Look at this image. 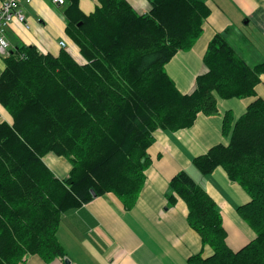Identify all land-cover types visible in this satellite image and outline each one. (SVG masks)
I'll return each mask as SVG.
<instances>
[{
    "label": "trees",
    "instance_id": "obj_1",
    "mask_svg": "<svg viewBox=\"0 0 264 264\" xmlns=\"http://www.w3.org/2000/svg\"><path fill=\"white\" fill-rule=\"evenodd\" d=\"M67 34L83 64L22 45L4 59L0 104V264H21L28 255L45 262L65 256L57 237L63 214L111 195L132 209L151 167L148 150L157 130L191 128L200 113H218L217 99L256 95L264 62L248 65L222 34L210 42L191 94L179 92L165 67L190 51L211 15L206 0H149L147 14L126 0H100L89 16L71 0ZM67 159L72 169L57 178L44 158ZM204 177L223 167L251 201L238 208L255 239L234 252L227 245L221 211L187 172L166 194L188 208L187 222L213 255L189 264H264V99L252 102L230 136L192 160Z\"/></svg>",
    "mask_w": 264,
    "mask_h": 264
},
{
    "label": "crops",
    "instance_id": "obj_2",
    "mask_svg": "<svg viewBox=\"0 0 264 264\" xmlns=\"http://www.w3.org/2000/svg\"><path fill=\"white\" fill-rule=\"evenodd\" d=\"M7 0H0V8ZM143 15L149 13V0H126ZM211 15L204 24L203 34L190 51H181L166 65L165 70L179 92L191 94L198 76L205 74L203 58L213 38L222 34L250 66L264 62V0H206ZM71 0L59 5L54 0H32L23 3V13L29 29L14 22L7 31L10 52L22 45L35 46L44 54L59 56L64 50L83 64L80 49L67 34L68 10ZM100 6V0H79L78 7L86 16ZM251 28V31L247 30ZM65 42V48L60 46ZM264 53V47H263ZM253 59H257L254 61ZM0 57V75L4 71ZM264 77L256 87L254 97L223 100L218 97V113H200L191 128L177 132L157 130L149 148L151 167L146 182L132 209H125L113 196L94 197L81 208L63 214L57 237L65 256L45 262L37 255H28L21 264H189L190 257L213 255L202 243L200 235L187 222L188 208L178 199L169 206L166 194L171 180L187 172L218 205L227 232V245L237 252L255 239V233L238 213V208L251 201L247 192L231 181L223 167L204 177L192 160L205 155L217 145H229L234 125L249 105L258 98ZM2 121L12 123V117L0 104ZM47 157H49L47 159ZM47 167L59 178L67 177L71 163L49 154L44 158Z\"/></svg>",
    "mask_w": 264,
    "mask_h": 264
},
{
    "label": "built area",
    "instance_id": "obj_3",
    "mask_svg": "<svg viewBox=\"0 0 264 264\" xmlns=\"http://www.w3.org/2000/svg\"><path fill=\"white\" fill-rule=\"evenodd\" d=\"M54 2L64 5L66 0H54ZM23 3L31 4L32 0H7L0 8V57L2 58H6L10 53V43L6 35L12 24L18 22L26 29L30 28L23 13ZM60 46L65 48L66 43L61 42Z\"/></svg>",
    "mask_w": 264,
    "mask_h": 264
},
{
    "label": "rangeland",
    "instance_id": "obj_4",
    "mask_svg": "<svg viewBox=\"0 0 264 264\" xmlns=\"http://www.w3.org/2000/svg\"><path fill=\"white\" fill-rule=\"evenodd\" d=\"M247 30L248 31H251V28L250 27H247ZM262 37L264 38V32L262 33ZM263 47H264V45H262L261 46V51H262V56H264V53H263ZM254 61H257V59H253ZM260 87H262V86H260ZM261 92L263 93V96H264V87H262V90H261ZM53 155V154H52ZM56 156V155H55ZM58 157V156H57ZM49 157H47V159H48ZM63 158V157H62Z\"/></svg>",
    "mask_w": 264,
    "mask_h": 264
},
{
    "label": "water",
    "instance_id": "obj_5",
    "mask_svg": "<svg viewBox=\"0 0 264 264\" xmlns=\"http://www.w3.org/2000/svg\"><path fill=\"white\" fill-rule=\"evenodd\" d=\"M92 194H93V197H97V195L94 192H92ZM67 264H69V262H67Z\"/></svg>",
    "mask_w": 264,
    "mask_h": 264
}]
</instances>
